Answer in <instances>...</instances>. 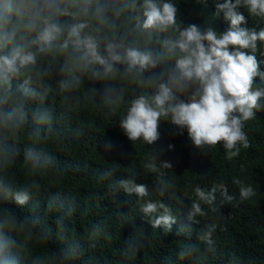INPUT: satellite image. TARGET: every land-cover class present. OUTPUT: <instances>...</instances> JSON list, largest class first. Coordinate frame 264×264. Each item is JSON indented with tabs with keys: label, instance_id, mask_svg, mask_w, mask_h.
Here are the masks:
<instances>
[{
	"label": "trees",
	"instance_id": "1",
	"mask_svg": "<svg viewBox=\"0 0 264 264\" xmlns=\"http://www.w3.org/2000/svg\"><path fill=\"white\" fill-rule=\"evenodd\" d=\"M55 2L54 18L65 27L87 22L102 54L114 41L152 52L157 64L131 72L116 64L107 75L97 65L96 77L69 61L68 53L38 52L30 43L35 34L23 28L0 50L3 55L20 45L36 53L34 65L0 85V237L18 264H264V111L246 122L250 147L231 161L222 146L202 151L186 130L181 134L168 121L161 122L155 145L133 144L121 118L134 99L153 94L159 83L172 86L176 57L164 40L177 33L144 30L143 0ZM168 2L178 8L182 28L211 25L222 33L229 27L223 14H215L216 0ZM239 11L247 21L242 27L264 28V19ZM153 150L157 161H151ZM164 161L172 169L161 168ZM149 162L156 163L155 172L145 167ZM129 178L146 184L149 195L128 196L116 186ZM158 178L170 185L163 194ZM237 178L255 196L242 200ZM197 186L216 188L214 205L198 200ZM224 188L230 202H221ZM18 193L28 194L24 204L17 203ZM147 200L170 207L177 218L171 232L152 227V218L140 210ZM193 203L207 213L195 218L198 223L186 219ZM207 225H215L211 251L198 239ZM192 245L199 250L180 255Z\"/></svg>",
	"mask_w": 264,
	"mask_h": 264
},
{
	"label": "clouds",
	"instance_id": "2",
	"mask_svg": "<svg viewBox=\"0 0 264 264\" xmlns=\"http://www.w3.org/2000/svg\"><path fill=\"white\" fill-rule=\"evenodd\" d=\"M56 7L55 0H0V50L13 43L17 31L23 28L35 34L30 43L38 52L68 53L69 61L85 72L91 71L96 77L101 75L97 65L103 69L104 75L112 73L116 64L127 65L128 72L156 67L157 59L152 52L125 47L114 41L105 45L106 55L102 54L99 39L86 31L88 23L77 22L65 27L54 18ZM142 7L144 30L168 32L171 29L177 33L164 40V46L176 57L174 82L172 86L167 82L159 83L153 94L134 99L121 118V130L133 144L142 141L146 145H155L160 140L161 122L168 121L177 126L181 134L186 130L196 148L207 151L220 145L227 160L238 157L242 148L250 147L246 122L254 119L257 112L264 111V71L261 70L264 59L258 58L259 45L264 44V28L242 27L247 21L239 9L243 7L252 17L264 19V0H216L215 14H223L229 23L222 33L211 25L180 27L178 8L168 0H143ZM83 12L86 14L87 9ZM259 55L264 57V52ZM35 63V52L25 51L20 45L14 46L0 55V85H10L21 69ZM78 79L73 76L74 82ZM62 86H67V82ZM182 96L188 99H182ZM153 152L156 154L152 155L151 161H157L159 153ZM159 166L172 169V164L167 161L159 162ZM145 167L155 172L157 165L149 162ZM233 183L239 186L242 200L255 196L251 185L238 178ZM157 184L161 194L163 188L170 186L160 178ZM116 186L128 196L134 194L143 199L149 195L148 186L136 183L134 178L119 180ZM215 193L216 188L207 192L199 186L195 188L198 200L208 205H214ZM222 197V203L233 199L226 188ZM16 200L24 204L28 194L18 193ZM140 210L152 218L153 228L171 232L177 223L170 207L161 201L147 200ZM215 210L213 206L212 211ZM198 215L207 213L199 203H193L186 219L198 223L195 219ZM214 232L215 225H207L198 236L210 251L215 244ZM198 250L192 245L180 255ZM0 264H18L10 253L8 240L3 237H0Z\"/></svg>",
	"mask_w": 264,
	"mask_h": 264
}]
</instances>
